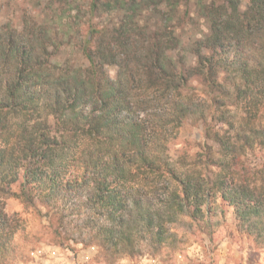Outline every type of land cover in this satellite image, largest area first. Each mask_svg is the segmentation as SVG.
<instances>
[{
    "label": "trees",
    "instance_id": "trees-1",
    "mask_svg": "<svg viewBox=\"0 0 264 264\" xmlns=\"http://www.w3.org/2000/svg\"><path fill=\"white\" fill-rule=\"evenodd\" d=\"M26 2L29 13H21L17 26L0 21V65L8 62L7 69L0 67V239L11 241L19 229H26L17 214L5 210L6 200L14 198L46 219L51 242L96 243L113 260L178 250L201 229L199 223L190 224L197 215L204 219L207 213L202 228L213 234V220L230 208L237 228L256 249H264V173L240 176L233 167L238 154L256 144L264 146V29L253 31L246 18L228 13L215 0H88L83 15L77 16V32L87 33L83 65L94 71L81 65L74 77L65 73L64 79L53 80L36 62L39 41L28 38L39 32L34 21L40 0ZM235 3L229 0L228 7ZM44 7L55 21L73 10L72 0H56L55 5L50 0ZM252 11L264 23V0H256ZM205 15L209 31L204 39L187 36L182 43L179 28ZM65 24L71 29V21H64L56 34L70 37ZM47 51L45 47V56ZM103 64L122 66L132 84L138 76L145 93H159L163 104L157 101L156 107L162 111L140 123L122 118V97L104 79ZM188 120L202 123L203 154L195 153L190 162L183 157V167L177 168L181 180L173 184L177 178L169 173L162 177L167 184L154 185L152 197H147L136 188L137 181L126 178L134 175L130 154L140 162L144 158L132 147L121 151L120 145L143 140L151 147L154 135L167 148ZM174 198L181 208L195 206L197 215L168 219ZM97 204L106 211L103 224L91 220L99 215Z\"/></svg>",
    "mask_w": 264,
    "mask_h": 264
},
{
    "label": "clouds",
    "instance_id": "clouds-1",
    "mask_svg": "<svg viewBox=\"0 0 264 264\" xmlns=\"http://www.w3.org/2000/svg\"><path fill=\"white\" fill-rule=\"evenodd\" d=\"M213 0H205L206 4H211ZM216 4L223 5L227 8L228 13L233 14L234 16L239 17L240 19H245L246 22H250L252 24V30L256 31L257 29H264V23L258 22L254 19L255 13L252 11L253 5L256 0H236V3L233 7H228L229 0H215ZM0 3H4V0H0ZM50 0H40L39 9L40 14L35 18V25L39 29L38 34L33 35L29 34L28 38L39 41V49L37 51L36 62L43 64L45 75L50 76L53 80L64 79L65 73L68 76L74 77L78 74L79 69L82 67L77 57L78 55L86 51V45L84 41L87 39V33H78V21L77 16L83 15V11L86 8L88 0H72L73 10L68 12L65 15V21H71L72 27L68 29L67 24L63 30L70 31V37H65L64 35H57L56 31L58 21L52 19V14L50 9H46L45 4H49ZM56 0H52V5H55ZM234 8L236 9L234 11ZM33 22L30 21L31 25ZM199 28L202 31H193L188 33L187 35L191 36L193 41L197 39H204L205 34L208 33V18L205 15L204 18L200 21ZM24 36L22 35L21 45L23 43ZM60 44H64L63 48L60 47ZM47 47V56L44 55L43 49ZM7 52V49H5ZM29 54L31 56V50H29ZM7 61L4 62L3 67L7 69ZM113 63V61H109V64ZM117 65H119V61H115ZM55 65H59V68L54 67ZM68 65H71V69L69 70ZM83 67L89 68L90 71H94V69L90 65H83ZM101 72L103 74L104 79L107 81V84L115 89L118 93H120L122 97V109L121 117L133 119L137 123L141 121H151L153 117V113L162 111L160 108L156 107L157 101L160 104H163L162 100H159V93L155 90L149 95L143 91L139 84V77H136V83L132 84L130 82V77L126 75L125 70L122 66H117L115 68L109 69L108 64H103L101 66ZM132 75L135 76V72H132ZM129 89L128 92L125 91V87ZM57 94H59V89L54 88ZM163 91V89H161ZM130 93V94H129ZM103 95V93H101ZM155 97V99H153ZM99 106L98 104L96 105ZM90 110V109H89ZM84 115L88 114V110H86ZM94 117H98V113H92ZM97 130H99V125H95ZM152 127H156L153 124ZM80 130H84V126L80 125ZM149 133H152V128H149ZM81 147L84 146L83 138H79ZM73 142L77 140V137H72ZM153 144L151 147H146L143 140L135 143L133 145L122 144L120 145L121 151H127L130 147L133 148V152H138L140 156L144 159L142 162L137 161L134 154H130L129 164L135 165L131 169V172L134 175L130 174L127 179L137 181L136 188L143 189L146 193L147 197H152V192L150 189L153 188L154 185H158L159 183L167 184V180H162L163 176H169V173L172 176H175L176 181H172L173 184H176L177 181L181 180L179 172L177 168L180 167V164L183 161H177L174 157H172L167 148L164 145L162 139L157 140L153 135ZM13 143H18L14 141ZM3 142L0 141V147H3ZM147 165V168L144 165ZM149 169L152 171L149 172ZM143 173V177H150L149 179H143L141 174ZM86 181L88 177H85ZM170 179V177H169ZM177 187L179 185L177 184ZM92 193L90 192L89 195ZM132 195H136L135 192ZM129 207L132 206V200L128 201ZM153 205L156 208H159L160 205L153 201ZM91 206V205H89ZM209 211L212 209L211 204H207L205 206ZM169 215L168 219H177L181 215H183L184 219H189L187 213L191 212L192 215H197L195 206L188 208L180 207V201L178 198H174L173 201L169 203ZM95 213H99V215L93 214L91 216V220L97 222L99 224L105 223L103 216L106 215L105 208L101 207L99 204L95 205ZM163 219V217H161ZM207 219V213H205L204 219H201L200 216L197 215V219L195 221H190L191 225H195L199 223L201 227H204L205 221ZM207 230V229H206ZM175 231V229H173ZM79 235V234H78ZM222 233H210L209 239L206 241V256H205V264H217L218 256L217 252L220 251V243ZM86 241L88 239V233H85L83 237ZM235 260V257L232 258ZM0 264H25V261L19 255V250L16 247L15 240H2L0 239Z\"/></svg>",
    "mask_w": 264,
    "mask_h": 264
},
{
    "label": "rangeland",
    "instance_id": "rangeland-1",
    "mask_svg": "<svg viewBox=\"0 0 264 264\" xmlns=\"http://www.w3.org/2000/svg\"><path fill=\"white\" fill-rule=\"evenodd\" d=\"M29 10L30 7L26 0H4V3H0V21L10 20L17 26L21 13ZM180 11H183V8H180ZM201 20V18H197L192 23L188 22L184 29L183 26L179 28L182 43L187 41L188 33L194 30L202 31L199 28ZM64 21L65 19L58 20L61 24ZM64 46L63 44L61 48ZM179 47L183 53L182 46ZM176 52L175 50L174 54H177ZM77 60L80 65L85 64V58L81 53ZM201 124L192 120L182 123L177 136L167 142L169 154L177 161H183L184 157L187 162H190L195 153L203 154L206 139L203 137ZM220 126L223 128L226 125H218V129ZM207 143L212 145L214 154H219L213 141ZM238 156V160L236 159L233 164V167L239 171L236 174L246 176L257 172L256 176H260V172L264 173L262 171L264 170V146L256 144L252 149H247ZM5 210L10 215L17 214L19 223L26 224V229H19L12 238L15 240L19 255L25 264H50V259L54 264H205L206 241L209 239L210 233H207V230L202 227L186 238L183 246L178 250L165 252L161 250L155 253L147 251L139 256L123 255L113 260L96 243L82 246L80 243L72 241H65L62 245L51 242L50 236L44 229L47 226L46 219L35 216L31 209H24L14 198L6 200ZM213 221L217 222L214 233L223 234L220 251L217 252V264H264V249H256L253 240L237 228V221L231 208L224 211L221 219ZM26 232H30V234H25ZM233 257L235 260L232 259Z\"/></svg>",
    "mask_w": 264,
    "mask_h": 264
},
{
    "label": "crops",
    "instance_id": "crops-1",
    "mask_svg": "<svg viewBox=\"0 0 264 264\" xmlns=\"http://www.w3.org/2000/svg\"><path fill=\"white\" fill-rule=\"evenodd\" d=\"M55 259H56V258H55ZM45 262H47V261H45ZM49 262H50V264H54V263H53V260H51V259L49 260Z\"/></svg>",
    "mask_w": 264,
    "mask_h": 264
}]
</instances>
